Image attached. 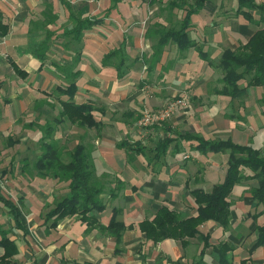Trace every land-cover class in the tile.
Listing matches in <instances>:
<instances>
[{
    "label": "crops",
    "instance_id": "0c3cea01",
    "mask_svg": "<svg viewBox=\"0 0 264 264\" xmlns=\"http://www.w3.org/2000/svg\"><path fill=\"white\" fill-rule=\"evenodd\" d=\"M232 1L213 0L192 16L190 34L210 55L213 65L203 60L195 47L181 53L171 42L150 75L144 56L152 54V44L157 39L147 37L148 28L155 23L171 27L185 15L182 9L167 7L169 0H122L108 15L109 0H100V5L98 0H0V20L9 26L8 34L0 37V193L22 210V227L15 226L4 206L0 210L3 222L12 226L11 237L17 239L20 249L12 264L197 263L203 247L200 236L190 239L185 247L175 239L155 243L147 239L139 222L152 219L164 205L185 216L196 215L197 205L190 190L211 191L222 182L229 153H204L192 147L196 141L182 140L183 150L178 151L175 142L166 157L147 163L139 155L131 159L119 143L123 139L142 140L147 144L148 155L153 157L155 144L165 134L161 128L152 134L138 129L137 118L143 108L161 109L168 94L185 91L191 95L189 113L166 121L173 136L193 131L207 140L231 139L252 145L264 157V85L249 86L243 80L240 92L232 100L218 93L223 87V70L215 64L226 48L235 49L246 43L259 28L238 15V1L235 5ZM66 2L84 16L104 17L102 23L85 32L79 45L77 69L81 75L75 95L78 103L95 104L100 125L80 127L81 133L76 134L79 126L66 120L55 135L63 145L68 142L70 148L80 141L93 144L97 175L107 182V192L103 194L106 208L96 215L103 225H108L117 210V219L132 225L119 244L97 224L77 215L67 216L56 227H50L45 221L47 205L59 198L57 190L67 183L24 170L26 162L32 164L42 153L40 126L59 114L60 96L66 98L57 87L64 88L67 82L54 62L69 64L77 56L76 49L68 50L64 37H60L71 24ZM48 6L58 15L56 22L49 25L57 31V38L51 41L46 58L40 60L31 49L44 33H31L30 28L33 20L44 19L43 11ZM122 43L133 63L119 79L116 68L104 65L103 59ZM14 64L27 76L18 74ZM215 76L218 77L214 79ZM152 135L156 138L150 141ZM12 140L16 143L12 144ZM253 173L248 170L249 177L233 188L229 227L224 229L213 220L199 227L204 235H210L212 245L224 240L234 245L235 264L243 259L249 264H264V245L253 248L258 238L257 226L264 224V202L257 203L252 197V190L259 186ZM64 192L61 189L60 193ZM216 258L211 246L205 251L203 262L217 264Z\"/></svg>",
    "mask_w": 264,
    "mask_h": 264
},
{
    "label": "trees",
    "instance_id": "16d2710c",
    "mask_svg": "<svg viewBox=\"0 0 264 264\" xmlns=\"http://www.w3.org/2000/svg\"><path fill=\"white\" fill-rule=\"evenodd\" d=\"M110 5L106 15L118 7L122 0H109ZM213 0H169L167 7L170 9L179 8L185 11L181 21L165 27L155 23L151 25L146 35L149 38L157 40L152 44L153 52L148 57L144 56V63L147 66L150 75L157 68V64L162 59L165 47L173 42L177 45L181 53L195 47L200 57L213 65L210 55L199 47L197 42L190 34L192 26V16L198 13L208 2ZM238 9L236 13L244 16L246 20L257 25L259 28L254 32L251 38L244 44L239 45L235 49L226 48L219 59L217 65L223 70L222 89L218 91L220 95L229 97L230 100L240 92V83L247 81L249 86L264 85V4H258L255 0H237ZM154 2V0H153ZM66 8L69 10L70 26L65 27L60 37H64V45L68 50L76 49V54L69 64H59L54 62L61 77L65 79L67 85L57 87L60 95L61 109L59 114L53 119H47L42 124V137L39 145L42 150L41 155L32 164L26 162V172H37L42 177L50 176L60 182H66L68 193L56 198L47 205L49 210L45 221L50 227H56L58 223L67 216L77 215L81 220L97 224L103 231L114 236L117 244L122 241L124 232L132 227L127 226L124 222L117 219V210H114L112 219L108 225H103L97 213L103 212L106 203L103 194L107 192V182L97 175L94 157L93 144L80 141L73 148L63 145L56 138V132L61 123L69 120L72 124H76L83 128L98 127L100 120L96 116V106L92 102L78 103L75 95L78 91L77 79L81 72L77 69V63L80 59V43L83 40L86 31L94 28L103 22L104 17L90 18L84 16L82 12L73 9L71 3L66 2ZM105 15V16H106ZM43 20L32 21L31 33H44V37L32 46V53L44 60L51 50V41L57 38V31L49 28L50 24L56 22L58 15L53 12V7H46L43 11ZM258 16V17H256ZM9 32V26L0 20V37H4ZM103 59L104 65H113L117 70V77L123 78L127 74V67H130L133 61L128 57L125 43L107 53ZM136 60H134L135 62ZM18 74L26 77V72L14 64ZM146 82V81H145ZM44 103V101H39ZM141 113L137 121L141 119ZM166 121L155 122L145 126L148 134L159 130L160 128L165 134L161 136L154 147L155 155L151 157L147 152V144L142 140L120 141V146L127 150L129 157L134 158L139 155L141 158L151 163L154 159L164 158L168 154L170 146L176 144L178 151L183 150L180 146L182 140L195 142L193 148L207 152H228V164L225 178L222 182L215 184L211 191L203 188H194L190 190V194L194 197L197 205V213L192 216H185L176 209L168 206H161L152 219L146 218L139 222L140 229L146 233L147 239L157 243L165 239H175L180 241L185 247L190 239L200 236L203 240V247L200 253V259L196 264H204L203 255L207 248L213 246V250L217 255V264H235L234 262V245L227 240L220 241L218 244L210 243V235H204L200 230V225L204 222L213 220L222 228L226 229L231 224L232 211L230 195L234 186L249 177L248 170L253 171V177L259 180V186L252 190V197L257 203L264 202V157L259 155L255 148L250 145H242L233 142L231 139H213L207 140L195 132L183 134L176 133L167 128ZM142 129V128H141ZM150 132V133H149ZM171 133V135H169ZM150 141L155 140L156 135L150 137ZM12 144L16 141L12 140ZM132 153L134 155H132ZM33 170V171H31ZM53 205V206H52ZM4 206L7 209L9 217L13 218L15 226L22 227L20 206L12 199L5 197L0 193V208ZM13 224V223H12ZM9 226L8 228L5 226ZM258 238L253 248L264 245V224L257 226ZM12 226L0 220V264H12L20 249L17 239L11 237ZM82 264H93L85 262ZM240 264H249L246 259L241 260Z\"/></svg>",
    "mask_w": 264,
    "mask_h": 264
},
{
    "label": "rangeland",
    "instance_id": "374dc122",
    "mask_svg": "<svg viewBox=\"0 0 264 264\" xmlns=\"http://www.w3.org/2000/svg\"><path fill=\"white\" fill-rule=\"evenodd\" d=\"M99 1L100 0H98V5H100L99 4ZM237 1V0H236ZM233 2V4L235 5V0L234 1H232ZM147 67V66H146ZM216 77H218V76H215V78L214 79H216ZM170 96V97H169ZM167 97H169V99L167 100V102L165 103V105H164V107H162L161 109H153V108H149V107H145V108H143L142 109V111H141V113L142 114H144L145 112H152V113H156L157 111H162V110H164V108H166L169 104H171L172 102H174L175 100H177L178 98H180V97H185V99H186V104L184 105V106H181V107H179L177 110H175V112L172 114V115H170V116H167V118L164 120V121H167V120H169L170 118H172V117H176L178 114H182V113H189V106H190V103H191V95H190V93H187V92H180V91H177V92H173V93H170V94H168V96ZM201 102V101H200ZM194 105V104H193ZM191 112H193V109H191ZM146 125H142V124H140L139 123V121H138V129H143L144 127H145ZM71 131V130H70ZM79 133H81V130H80V127L78 128V133H76V134H79ZM72 134H73V132H71V136H72ZM62 144H63V142H61ZM66 143V142H65ZM68 144V142L66 143V145ZM65 145V144H64ZM63 187V188H62ZM67 187V185H65V188H64V185L62 186V185H60V187H59V189L57 190L58 191V194H59V199H61V197L62 196H64L65 194H67L68 193V188H66ZM61 189H64L65 190V192L64 193H60V191H61ZM55 200V199H54ZM57 200V199H56ZM52 203H54V202H52ZM51 204L49 203V206H50ZM53 206V205H52ZM0 210H2L1 208H0ZM48 210H49V208H48ZM0 220L3 222V217H2V215H0ZM5 227H9L8 225L7 226H5Z\"/></svg>",
    "mask_w": 264,
    "mask_h": 264
},
{
    "label": "built area",
    "instance_id": "2783aa9c",
    "mask_svg": "<svg viewBox=\"0 0 264 264\" xmlns=\"http://www.w3.org/2000/svg\"><path fill=\"white\" fill-rule=\"evenodd\" d=\"M258 4H264V0H255ZM186 104L185 97H180L171 104H169L164 110L157 111L156 113L152 112H145L141 119L139 120V123L142 125H151L155 122L163 121L167 118V116L172 115L175 110H177L179 107L184 106Z\"/></svg>",
    "mask_w": 264,
    "mask_h": 264
}]
</instances>
